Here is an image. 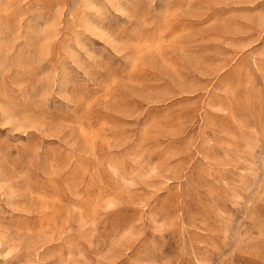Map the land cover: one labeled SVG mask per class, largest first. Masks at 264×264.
Returning a JSON list of instances; mask_svg holds the SVG:
<instances>
[{"label": "rangeland", "instance_id": "obj_1", "mask_svg": "<svg viewBox=\"0 0 264 264\" xmlns=\"http://www.w3.org/2000/svg\"><path fill=\"white\" fill-rule=\"evenodd\" d=\"M0 264H264V0H0Z\"/></svg>", "mask_w": 264, "mask_h": 264}]
</instances>
